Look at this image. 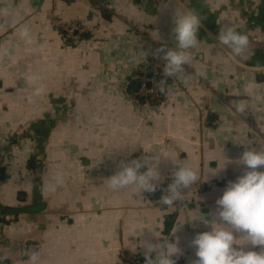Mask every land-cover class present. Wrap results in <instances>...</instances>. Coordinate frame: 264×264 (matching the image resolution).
Returning a JSON list of instances; mask_svg holds the SVG:
<instances>
[{
	"label": "crops",
	"instance_id": "crops-1",
	"mask_svg": "<svg viewBox=\"0 0 264 264\" xmlns=\"http://www.w3.org/2000/svg\"><path fill=\"white\" fill-rule=\"evenodd\" d=\"M176 9L201 18L192 60L163 101H140L130 83L158 60L152 51L175 47ZM73 22L87 30L78 44L55 26ZM224 25L248 36L243 57L218 46ZM8 146L2 264H26L29 248L38 264H130L123 259L145 260L146 245L165 239L177 243L176 264H192L190 242L211 230L217 199L244 172L243 151L264 146V0H0V148ZM146 154L161 158L157 190L176 164L197 171V190L161 207L136 186L107 187L121 163ZM57 175L63 184L42 194Z\"/></svg>",
	"mask_w": 264,
	"mask_h": 264
},
{
	"label": "clouds",
	"instance_id": "clouds-1",
	"mask_svg": "<svg viewBox=\"0 0 264 264\" xmlns=\"http://www.w3.org/2000/svg\"><path fill=\"white\" fill-rule=\"evenodd\" d=\"M172 35L175 47L162 44L152 51L155 59L163 61V76L176 77L184 71V66L190 64L192 56L190 49L195 48L199 42L198 31L201 27V18L194 10L176 9L172 17ZM19 35L26 42L31 43L32 37L28 28L18 30ZM218 46L231 50L235 56L243 57L249 39L246 34L237 31L231 26H221L216 37ZM198 76L206 78V74L198 72ZM159 90L166 93L167 79L159 82ZM42 89L36 88L35 96H39ZM236 111L245 112L244 104H238ZM161 158L155 154H146L141 158L121 163L119 170L107 178V187L111 190H120L129 186H136L143 192H155L161 181L158 163ZM240 163L244 172L235 181H229L223 195L216 201L214 223L210 231L197 233L190 242L195 249L196 259L192 264H264V146L259 150L246 148ZM176 164V163H175ZM172 173L173 182L165 190L159 200L163 206H173L176 201L183 199V192L193 185L198 174L190 166L176 164ZM146 168V171H141ZM54 182L44 183L41 187L42 194L53 193L58 185L63 184V177L57 175ZM236 233L242 234L241 239L236 238ZM244 241L252 248L260 246V251L246 250L236 247L237 241ZM156 255L153 258L152 253ZM179 252L177 243L172 240H159L156 244L146 245L144 252L145 264H176L173 259ZM26 264H38L40 252L35 248L26 249ZM5 257H0L2 264Z\"/></svg>",
	"mask_w": 264,
	"mask_h": 264
},
{
	"label": "built area",
	"instance_id": "built-area-1",
	"mask_svg": "<svg viewBox=\"0 0 264 264\" xmlns=\"http://www.w3.org/2000/svg\"><path fill=\"white\" fill-rule=\"evenodd\" d=\"M55 26L58 29L63 30V37L65 38V40L72 42V43H76V44H78L82 40V35L87 33V30H85L84 27L77 22H73L67 25L56 23ZM163 67H164V64H163V61L161 60H153L141 66L136 76V80H138L139 82V88L134 93V97L136 99L143 98L144 101H149V102L155 101L156 103H160L161 101L164 100V98L166 97V94H162L160 92L159 82L162 79H169V78H165L163 76ZM149 69L153 70V77L151 79L148 77ZM148 83L151 84L150 88L147 87ZM166 93H167V84H166ZM137 158L139 157L134 156L130 158L129 161L133 159H137ZM2 159H3V154L2 152H0V161H2ZM141 171H143V169H141ZM172 182L173 180H169L164 184L161 190V197L164 195L165 190L167 189L168 185ZM187 190H197V186L193 184L191 185L190 188L185 189L184 191H187ZM148 197L153 201L154 204L159 205L161 207H166V206L159 204V200L161 199V197L157 199L156 192H148ZM181 201L182 200L176 201L173 206H179L181 204ZM123 260L125 263L129 262L130 264H145L144 259L143 260L134 259L132 260L133 262H131L125 257Z\"/></svg>",
	"mask_w": 264,
	"mask_h": 264
},
{
	"label": "trees",
	"instance_id": "trees-1",
	"mask_svg": "<svg viewBox=\"0 0 264 264\" xmlns=\"http://www.w3.org/2000/svg\"><path fill=\"white\" fill-rule=\"evenodd\" d=\"M61 32H62V34H63V30H61ZM85 36V34H83L82 35V38ZM170 79V78H169ZM169 79H167V85H168V80ZM130 85L132 86L131 88H130V92L132 93V95H134V93L138 90V88H139V82H138V80H133V81H131V83H130ZM138 100H144L143 98H137ZM151 102H153V103H156L155 101H151ZM143 260V259H142Z\"/></svg>",
	"mask_w": 264,
	"mask_h": 264
},
{
	"label": "water",
	"instance_id": "water-1",
	"mask_svg": "<svg viewBox=\"0 0 264 264\" xmlns=\"http://www.w3.org/2000/svg\"><path fill=\"white\" fill-rule=\"evenodd\" d=\"M148 77L150 79L153 77V70L152 69H149V71H148ZM147 87L150 88L151 87V84L148 83L147 84ZM4 150H9V146L6 147L5 149L0 148V152H2ZM142 169H143V171H146V168H142ZM156 197H157V199H159L161 197V191H159V190L156 191Z\"/></svg>",
	"mask_w": 264,
	"mask_h": 264
}]
</instances>
